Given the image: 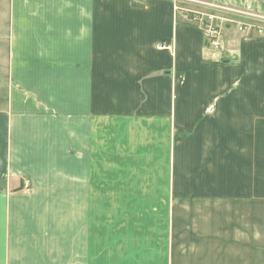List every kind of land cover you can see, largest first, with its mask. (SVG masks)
Segmentation results:
<instances>
[{"label": "crops", "instance_id": "obj_1", "mask_svg": "<svg viewBox=\"0 0 264 264\" xmlns=\"http://www.w3.org/2000/svg\"><path fill=\"white\" fill-rule=\"evenodd\" d=\"M199 2L264 15L0 0V264H264V35Z\"/></svg>", "mask_w": 264, "mask_h": 264}, {"label": "built area", "instance_id": "obj_2", "mask_svg": "<svg viewBox=\"0 0 264 264\" xmlns=\"http://www.w3.org/2000/svg\"><path fill=\"white\" fill-rule=\"evenodd\" d=\"M199 3L211 7L212 11H192L190 20L203 30L207 46L217 52L224 49V30L230 26L235 27L241 33L247 34L255 31L258 34L264 35V28L255 24L256 22H264L263 14H257L245 9L229 8L222 5ZM226 14L236 16L237 19L230 18ZM245 18L249 20L246 21ZM159 47L160 49H172L168 44H160Z\"/></svg>", "mask_w": 264, "mask_h": 264}, {"label": "rangeland", "instance_id": "obj_3", "mask_svg": "<svg viewBox=\"0 0 264 264\" xmlns=\"http://www.w3.org/2000/svg\"><path fill=\"white\" fill-rule=\"evenodd\" d=\"M212 11V10H211ZM208 12H210V11H208ZM192 15V14H191ZM190 19H191V17H190Z\"/></svg>", "mask_w": 264, "mask_h": 264}]
</instances>
